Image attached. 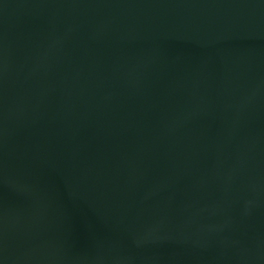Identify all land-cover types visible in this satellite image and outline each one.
Returning <instances> with one entry per match:
<instances>
[{
  "label": "water",
  "instance_id": "obj_1",
  "mask_svg": "<svg viewBox=\"0 0 264 264\" xmlns=\"http://www.w3.org/2000/svg\"><path fill=\"white\" fill-rule=\"evenodd\" d=\"M0 264H264V0H0Z\"/></svg>",
  "mask_w": 264,
  "mask_h": 264
}]
</instances>
